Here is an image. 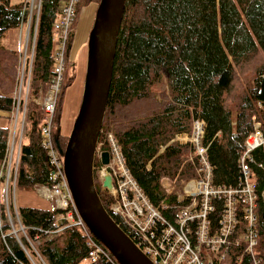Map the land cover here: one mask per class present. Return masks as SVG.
Returning a JSON list of instances; mask_svg holds the SVG:
<instances>
[{
	"label": "trees",
	"instance_id": "16d2710c",
	"mask_svg": "<svg viewBox=\"0 0 264 264\" xmlns=\"http://www.w3.org/2000/svg\"><path fill=\"white\" fill-rule=\"evenodd\" d=\"M101 0H81L70 33L73 43L81 10ZM65 0H43L37 29L31 85L25 114L16 191L31 192L57 182L45 147V114L37 101L50 87L56 63L54 26ZM24 0H0V116L12 119L18 81L19 49L2 38L24 20ZM7 38V37H6ZM8 48V49H7ZM76 65L67 52L56 107L53 138L65 150L69 137L62 121ZM264 0H127L118 38L114 74L99 141L113 133L147 197L169 220L180 209L163 180L184 184L198 176L199 161L190 143L161 148L177 133H191L205 121L203 144L214 183L240 181V157L256 121L264 120ZM10 126L0 127V172L8 155ZM254 155L259 193V249L264 256V147ZM101 166L96 159L95 167ZM102 203L133 238L128 225L111 211L113 199L95 179ZM14 211V210H13ZM23 232L14 233L0 202V264H81L90 253L77 226L60 221L59 208L19 206ZM2 221V222H1ZM114 264L100 255L95 263Z\"/></svg>",
	"mask_w": 264,
	"mask_h": 264
},
{
	"label": "built area",
	"instance_id": "2783aa9c",
	"mask_svg": "<svg viewBox=\"0 0 264 264\" xmlns=\"http://www.w3.org/2000/svg\"><path fill=\"white\" fill-rule=\"evenodd\" d=\"M80 2L65 0L54 26L56 63L50 87L39 103L45 114V147L54 165L57 182L53 188L42 186L39 191L44 198L53 201L56 208L66 211L59 217L61 222L77 226L85 233L91 248L85 260L88 264L95 263L100 255L119 264L80 215L66 178L64 154L52 134L70 33ZM42 3L43 0H24V20L19 27L15 110L10 124L8 155L0 172V185L3 184L7 190L11 185L16 187ZM204 134L205 121L197 119L191 133H177L161 148L164 152L171 145L190 143L199 161L196 178L179 185L169 181L166 185L167 191L176 196V202L181 206L174 221L164 216L147 197L127 165L114 134L105 135L104 140L98 142L96 159L99 156L101 162L103 153L109 152V163L103 165L101 162V166L95 168V174L100 179L102 191L113 199L111 211L130 227L132 239L154 264H264V256L259 249V193L253 168V153L264 147V120L255 122L254 131L245 141L239 162L242 175L236 186L214 183L208 147L203 144Z\"/></svg>",
	"mask_w": 264,
	"mask_h": 264
},
{
	"label": "water",
	"instance_id": "95a60500",
	"mask_svg": "<svg viewBox=\"0 0 264 264\" xmlns=\"http://www.w3.org/2000/svg\"><path fill=\"white\" fill-rule=\"evenodd\" d=\"M127 0H101L90 31L84 94L64 154V169L77 209L93 235L119 264H154L118 225L95 184V161L111 90L118 38ZM109 152L102 164L109 163ZM264 200V192H263Z\"/></svg>",
	"mask_w": 264,
	"mask_h": 264
},
{
	"label": "rangeland",
	"instance_id": "374dc122",
	"mask_svg": "<svg viewBox=\"0 0 264 264\" xmlns=\"http://www.w3.org/2000/svg\"><path fill=\"white\" fill-rule=\"evenodd\" d=\"M14 2H19L20 0H13ZM98 3H92L87 7H84L81 10L79 21L76 25V34L73 40V43L68 47V54L72 59L71 62L76 65V81L73 86H71L67 91V96L65 99L64 106V116H63V135L70 136L73 126L76 120V117L79 113L80 106L83 99L85 80H86V72H87V62H88V42L90 31L93 27L96 12L98 9ZM19 35L20 33L17 30L9 31L5 37L2 38L1 42H5L6 40L9 43V47L18 48L19 49ZM7 37V38H6ZM82 47V48H81ZM8 49V48H7ZM42 99V98H41ZM40 100V98H39ZM39 100H37L39 102ZM26 124V123H25ZM20 128L19 124V133L20 136ZM97 160L100 161V157H97ZM99 168V167H98ZM95 179L100 181V179L95 174ZM170 180H163V187L167 190L166 185ZM4 185H0V202L3 203L7 213L6 220L12 228L14 229V233H18L19 231L23 232V227L21 218L17 214L16 210L20 205H24L23 201L27 197L30 199V202L26 205L29 207H43L45 205L44 202L38 203L39 199L42 201H47L50 204L51 208H54L55 205L53 201H50L44 198L39 189L37 188L35 191H31L29 194H25L23 191H16V187L13 185L9 187L7 190L4 189ZM8 194V195H7ZM14 210V211H13ZM2 222V221H1ZM35 264H46L44 261H37ZM81 264H88L87 261H83Z\"/></svg>",
	"mask_w": 264,
	"mask_h": 264
},
{
	"label": "crops",
	"instance_id": "0c3cea01",
	"mask_svg": "<svg viewBox=\"0 0 264 264\" xmlns=\"http://www.w3.org/2000/svg\"><path fill=\"white\" fill-rule=\"evenodd\" d=\"M18 32L20 33V30L18 29ZM19 38H20V35H19ZM7 41V40H6ZM20 41V40H19ZM7 44H8V46H10L9 45V43H8V41L6 42ZM11 48V47H10ZM82 48V47H81ZM14 49V48H13ZM18 49V48H17ZM70 60H72L71 58H70ZM10 124H11V120H9L8 118H6V117H1L0 116V127H7V126H10ZM24 192V191H23ZM30 192H26L25 194H29ZM25 199L23 200L24 202H25V204L24 205H20V206H27L26 204L27 203H29L30 202V199H31V197H30V199H28L27 197H24ZM41 202H44L45 203V205H43V207H38V208H45V209H50L51 208V206H50V204L49 203H47V201L45 202V201H42V200H40L39 199V201H38V203H41Z\"/></svg>",
	"mask_w": 264,
	"mask_h": 264
}]
</instances>
